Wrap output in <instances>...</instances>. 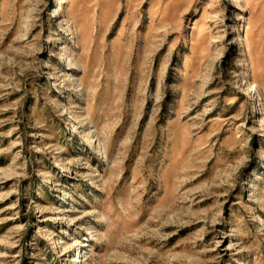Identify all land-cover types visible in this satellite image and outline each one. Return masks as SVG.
<instances>
[{
    "label": "rangeland",
    "instance_id": "374dc122",
    "mask_svg": "<svg viewBox=\"0 0 264 264\" xmlns=\"http://www.w3.org/2000/svg\"><path fill=\"white\" fill-rule=\"evenodd\" d=\"M0 264H264V0H0Z\"/></svg>",
    "mask_w": 264,
    "mask_h": 264
}]
</instances>
